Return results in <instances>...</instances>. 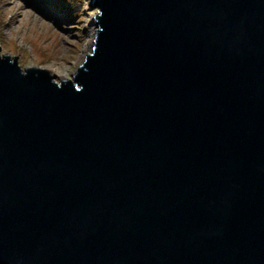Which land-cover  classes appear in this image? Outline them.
Listing matches in <instances>:
<instances>
[{"label":"water","instance_id":"obj_1","mask_svg":"<svg viewBox=\"0 0 264 264\" xmlns=\"http://www.w3.org/2000/svg\"><path fill=\"white\" fill-rule=\"evenodd\" d=\"M70 78L0 45V264H264V0H90Z\"/></svg>","mask_w":264,"mask_h":264},{"label":"rangeland","instance_id":"obj_2","mask_svg":"<svg viewBox=\"0 0 264 264\" xmlns=\"http://www.w3.org/2000/svg\"><path fill=\"white\" fill-rule=\"evenodd\" d=\"M36 1L0 0V45L5 43L3 51H20L29 67L57 65L65 70L63 79H71L91 49L98 9L90 8V0Z\"/></svg>","mask_w":264,"mask_h":264},{"label":"bare ground","instance_id":"obj_3","mask_svg":"<svg viewBox=\"0 0 264 264\" xmlns=\"http://www.w3.org/2000/svg\"><path fill=\"white\" fill-rule=\"evenodd\" d=\"M33 2L36 3V4H38L36 0H33ZM52 10H53V9H52ZM50 11H51V10H50ZM54 12H55V11H54ZM55 13H56V12H55ZM50 16H51V15H50ZM55 19H56L57 21H59V20L57 19V17H55ZM65 19H66L65 17H61V18H60L61 21H65ZM57 68H58L59 77H62V78L65 77V70H64L62 67H57ZM72 75H73V74H72Z\"/></svg>","mask_w":264,"mask_h":264}]
</instances>
